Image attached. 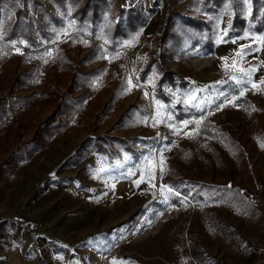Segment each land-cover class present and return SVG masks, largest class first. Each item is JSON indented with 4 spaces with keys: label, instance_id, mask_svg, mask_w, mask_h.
I'll use <instances>...</instances> for the list:
<instances>
[{
    "label": "rangeland",
    "instance_id": "obj_1",
    "mask_svg": "<svg viewBox=\"0 0 264 264\" xmlns=\"http://www.w3.org/2000/svg\"><path fill=\"white\" fill-rule=\"evenodd\" d=\"M86 1L62 10L53 0H0V264L255 259L249 242H264V27L252 20L253 0L210 10L206 0H108L101 25L125 22L121 9L149 17L116 49L78 32L74 14ZM21 11L34 36L10 39ZM236 11L246 25L231 33ZM188 19L209 23L214 43H195ZM172 33L179 43H164ZM95 49L82 70L102 71L81 87L62 59L77 69ZM162 69L174 84H163ZM69 92L83 101L67 128L39 131ZM114 137L132 139L135 151Z\"/></svg>",
    "mask_w": 264,
    "mask_h": 264
},
{
    "label": "trees",
    "instance_id": "obj_2",
    "mask_svg": "<svg viewBox=\"0 0 264 264\" xmlns=\"http://www.w3.org/2000/svg\"><path fill=\"white\" fill-rule=\"evenodd\" d=\"M13 1L16 2L17 0ZM81 1L84 0H70L74 7L77 6L78 2ZM53 2L57 3L60 8H62V10H66L67 0H53ZM204 4L210 10L211 8L214 9L213 6L218 8V5L222 4V0H206ZM253 4L254 11L252 14V20L257 23L256 29L260 30L264 27V0H253ZM236 8L237 7L235 6V9ZM109 11L111 10L108 0H87L80 8L77 9L74 14V17L77 18L78 22L80 23L77 28L78 32L83 35H87L91 40H95L102 35V37L107 39L112 49H116L120 47L123 42L129 40L149 23V17L146 15V13H144V11L141 9L134 8L129 10L121 9L120 15L125 16V22H115L116 16H111L110 19L106 21V24L101 25L103 23L104 17ZM48 17H50L57 25H62V20L60 18H56L55 14L49 13ZM38 22L40 23V20H38ZM33 23L34 22H32L27 16L26 11L19 12L18 20L10 32V39H14L19 35H26L32 38L34 36ZM188 25H190L194 30L193 36L195 43L202 45H212L214 43L213 28L209 23L200 19H188ZM245 25L246 21L240 16V13L236 11L231 33H240ZM44 35L47 36L46 32ZM177 36L178 35L173 33L170 34V36L167 34L164 36L163 41L165 43V41L169 42V40H172L175 44H178L179 40ZM201 37H206V39L202 40L203 38ZM92 51L94 52H92V54L88 55L81 63L78 64L77 69H75L76 67L74 68V61L67 54L61 62V66L63 67L65 73L66 71L74 72V80H77V84L81 87L85 86V81H92L93 77L99 75L102 71V69L92 70L91 72H84L82 70L87 65V61L95 57L97 54L96 49ZM161 73V81L163 84H174L176 82L175 73L164 69L161 70ZM78 76L83 78L82 81L78 80ZM165 99L169 100L167 97H165ZM82 101V97H77L75 99L70 95V92L63 95L60 107L56 110L53 117H51L47 122L39 127V131L45 128L54 134H58L59 131L61 132L65 130L69 124V120L72 118L74 112H76V109L82 103ZM113 139L118 145L124 146L128 151H135L134 144L131 143L132 139H123L119 137H114ZM5 226L6 222L1 221L0 253L2 250L1 245L5 237Z\"/></svg>",
    "mask_w": 264,
    "mask_h": 264
},
{
    "label": "built area",
    "instance_id": "obj_3",
    "mask_svg": "<svg viewBox=\"0 0 264 264\" xmlns=\"http://www.w3.org/2000/svg\"><path fill=\"white\" fill-rule=\"evenodd\" d=\"M148 6L153 8V3L149 0H146ZM251 248L255 251L256 255L258 256V264H264V242L258 240H251L249 242ZM224 264H231L229 262H223Z\"/></svg>",
    "mask_w": 264,
    "mask_h": 264
},
{
    "label": "crops",
    "instance_id": "obj_4",
    "mask_svg": "<svg viewBox=\"0 0 264 264\" xmlns=\"http://www.w3.org/2000/svg\"><path fill=\"white\" fill-rule=\"evenodd\" d=\"M227 262V261H225ZM231 264H234V263H231ZM241 264H258V257H255V259H252L251 261L249 262H242Z\"/></svg>",
    "mask_w": 264,
    "mask_h": 264
}]
</instances>
